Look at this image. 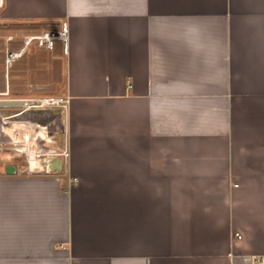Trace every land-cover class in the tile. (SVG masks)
<instances>
[{
	"label": "crops",
	"instance_id": "0c3cea01",
	"mask_svg": "<svg viewBox=\"0 0 264 264\" xmlns=\"http://www.w3.org/2000/svg\"><path fill=\"white\" fill-rule=\"evenodd\" d=\"M0 264H264V0H0Z\"/></svg>",
	"mask_w": 264,
	"mask_h": 264
},
{
	"label": "built area",
	"instance_id": "2783aa9c",
	"mask_svg": "<svg viewBox=\"0 0 264 264\" xmlns=\"http://www.w3.org/2000/svg\"><path fill=\"white\" fill-rule=\"evenodd\" d=\"M67 39H68V26L66 21H62L59 25L56 26H48L45 27L43 29H41L39 32L36 33H32V34H26L23 37V44L27 45L30 42H34L37 46L40 47H44V48H52L56 41H61L63 43V48H66V44H67ZM19 54V52H13V51H9L6 53V57L5 60L9 61L10 59L16 57ZM66 101H67V97L62 98V97H43V98H38L37 100H33V106L36 107H43V106H60V107H65L66 106ZM21 112V111H20ZM18 113V112H16ZM26 122L32 123L34 125V128L37 129L39 128V126H45V136L48 135L49 130L46 127L45 124H39L37 122H34L30 119H26ZM65 131V129H64ZM47 134V135H46ZM49 137V136H48ZM42 139V138H41ZM51 140V138H49ZM42 143L40 144V149L39 150L41 154H39L40 157H46V159L43 161L44 163L38 167H31L29 162L27 161V158L29 157L25 146H19V148L21 150H23L22 152L24 153L25 157V166H27L26 169L30 170V171H54L51 167L52 161L56 158H60L61 162H62V167L63 165L66 163L68 155H69V151L66 147V144H64L61 147H48V148H44L41 146ZM22 147V148H21ZM238 235V233H237Z\"/></svg>",
	"mask_w": 264,
	"mask_h": 264
},
{
	"label": "rangeland",
	"instance_id": "374dc122",
	"mask_svg": "<svg viewBox=\"0 0 264 264\" xmlns=\"http://www.w3.org/2000/svg\"><path fill=\"white\" fill-rule=\"evenodd\" d=\"M61 138H62V135H61V133L59 132V145H61ZM13 144V143H12ZM15 144V143H14ZM56 147H59V146H56ZM11 157H10V163L9 164H18V169H20V170H23V169H26L27 168V166H25L26 164V162H25V160L23 159L24 157H25V155H24V153L22 152H20L19 153V156H16V155H14V154H11L10 155ZM44 163V162H43ZM42 163V164H43ZM41 164V165H42ZM28 170V169H27ZM59 170V169H58ZM29 171V170H28ZM37 172H41V171H37Z\"/></svg>",
	"mask_w": 264,
	"mask_h": 264
},
{
	"label": "water",
	"instance_id": "95a60500",
	"mask_svg": "<svg viewBox=\"0 0 264 264\" xmlns=\"http://www.w3.org/2000/svg\"><path fill=\"white\" fill-rule=\"evenodd\" d=\"M3 104H7L9 106H12L13 102H11L10 100H6L5 102H3ZM51 167L53 170H58L62 167V162L60 158H56L52 161ZM16 169L15 164H8L6 166V172H14Z\"/></svg>",
	"mask_w": 264,
	"mask_h": 264
},
{
	"label": "flooded vegetation",
	"instance_id": "af4514ba",
	"mask_svg": "<svg viewBox=\"0 0 264 264\" xmlns=\"http://www.w3.org/2000/svg\"><path fill=\"white\" fill-rule=\"evenodd\" d=\"M16 166V165H15ZM5 170H6V168H5ZM15 171H17V166H16V169H15Z\"/></svg>",
	"mask_w": 264,
	"mask_h": 264
},
{
	"label": "bare ground",
	"instance_id": "6f19581e",
	"mask_svg": "<svg viewBox=\"0 0 264 264\" xmlns=\"http://www.w3.org/2000/svg\"><path fill=\"white\" fill-rule=\"evenodd\" d=\"M16 128V127H15Z\"/></svg>",
	"mask_w": 264,
	"mask_h": 264
}]
</instances>
